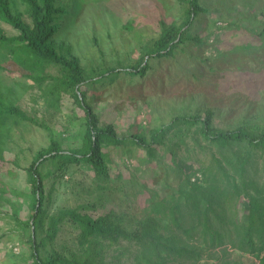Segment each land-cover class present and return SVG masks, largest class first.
Instances as JSON below:
<instances>
[{
    "label": "rangeland",
    "instance_id": "1",
    "mask_svg": "<svg viewBox=\"0 0 264 264\" xmlns=\"http://www.w3.org/2000/svg\"><path fill=\"white\" fill-rule=\"evenodd\" d=\"M10 1V13L19 11L29 23L26 5ZM57 1L68 14L53 37L56 50L75 58L86 78L120 71L111 81L84 85L86 101L100 127L111 126L118 137L131 133L148 137L153 129L182 114H210L213 125L222 130L264 126V0H199L201 11L187 26V40L171 56H145L150 68L144 75L125 71L158 37L162 23L183 22L186 0ZM0 28L7 35L19 33L1 18ZM9 58L5 52L0 54L2 61ZM41 74L46 79L36 83L22 71L0 68V92L25 117L13 115L0 129L5 160L0 164V264H33V243L44 235L43 230L34 235L32 227L17 224L13 217V210L19 221L32 214L26 168L51 139L58 140L64 150L83 144L85 113L72 90L61 86L60 67L45 65ZM33 75L40 76V71ZM168 137L167 146L159 147L153 159L132 144L104 146L110 168L105 182L88 161L70 164L59 173L49 159L43 160L47 155L39 158L36 166L47 175L43 206L49 214L61 208L92 217L108 214L127 230L135 229L148 202L178 188L185 174L197 165H213L212 156H218L217 148L195 142L191 135L183 143L172 134ZM169 145L176 152V162L168 153ZM254 159L249 177L264 187V155L258 153ZM8 169L11 175L6 174ZM237 206L242 221L246 200L240 197ZM77 234L78 229L64 222L55 240L39 249V257L52 250L69 257L77 247ZM111 254L109 250L108 263ZM219 255L218 260L198 264H258L237 251ZM111 263L115 264V258Z\"/></svg>",
    "mask_w": 264,
    "mask_h": 264
},
{
    "label": "trees",
    "instance_id": "2",
    "mask_svg": "<svg viewBox=\"0 0 264 264\" xmlns=\"http://www.w3.org/2000/svg\"><path fill=\"white\" fill-rule=\"evenodd\" d=\"M21 1L26 5L29 23L19 11L10 13L9 4L12 1L0 0V18L19 32L7 35L0 28V54L5 52L11 59L0 60V68L22 71L24 76L38 83L46 79L41 74L45 65L59 66L63 73L61 86L72 90V97L86 117L81 147L64 150L58 140L51 139L49 145L37 153L35 162L26 168L32 214L28 219L19 221L16 210H13V217L17 224L32 227L34 235L44 231L38 243H33L32 263L113 264L111 260L115 258V264H198L204 260H218L221 257L219 254L225 255L232 250L248 254L258 264H264V187L249 177L248 172L257 154L264 155V126L222 130L213 125L210 114L205 117L182 114L153 129L148 137L137 133L118 137L111 126L98 125V117L86 101L84 85L102 83L105 79L111 81L120 71L101 72L99 79L86 78L77 60L59 53L53 42L68 9L57 0ZM186 2L188 8L183 22L179 25L162 23L158 37L125 73L144 75L150 68L145 56H171L187 40V26L194 21L201 6L199 0ZM38 71L40 76H34L33 73ZM6 102L5 94L0 92L1 130L11 116L25 118L21 111ZM170 134L178 137L179 143L185 142L184 138L191 135L195 142L204 141L208 146L217 148L218 156H212L213 165H197L191 173L185 174L178 188L148 202L141 209L135 229L127 230L108 214L92 217L74 208H61L49 214L43 206V180L47 175L41 174L39 166H36L39 158L47 155L43 160L49 159L54 172L59 173L70 164L88 161L98 178L105 182L110 177V168L104 146L126 147L132 144L142 149L147 159H153L159 147L167 146ZM2 143L0 140L1 165L5 162ZM172 145L167 150L176 162ZM6 174L11 175L12 171L8 169ZM240 197L246 200V216L242 221L238 218L237 209ZM64 222L78 229L75 252L68 257L52 250L47 256L39 257V249L55 240ZM109 250L112 251L110 263L107 260Z\"/></svg>",
    "mask_w": 264,
    "mask_h": 264
},
{
    "label": "built area",
    "instance_id": "3",
    "mask_svg": "<svg viewBox=\"0 0 264 264\" xmlns=\"http://www.w3.org/2000/svg\"><path fill=\"white\" fill-rule=\"evenodd\" d=\"M263 16H264V9H263V12H262ZM16 249V247H13V250Z\"/></svg>",
    "mask_w": 264,
    "mask_h": 264
},
{
    "label": "crops",
    "instance_id": "4",
    "mask_svg": "<svg viewBox=\"0 0 264 264\" xmlns=\"http://www.w3.org/2000/svg\"><path fill=\"white\" fill-rule=\"evenodd\" d=\"M264 6V5H263ZM262 13V12H261ZM264 31V26L261 28V32Z\"/></svg>",
    "mask_w": 264,
    "mask_h": 264
},
{
    "label": "water",
    "instance_id": "5",
    "mask_svg": "<svg viewBox=\"0 0 264 264\" xmlns=\"http://www.w3.org/2000/svg\"><path fill=\"white\" fill-rule=\"evenodd\" d=\"M39 203H37V205H38Z\"/></svg>",
    "mask_w": 264,
    "mask_h": 264
}]
</instances>
